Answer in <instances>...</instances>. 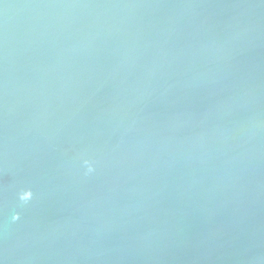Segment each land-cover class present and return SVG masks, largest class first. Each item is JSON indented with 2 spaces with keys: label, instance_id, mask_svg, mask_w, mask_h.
Instances as JSON below:
<instances>
[{
  "label": "water",
  "instance_id": "95a60500",
  "mask_svg": "<svg viewBox=\"0 0 264 264\" xmlns=\"http://www.w3.org/2000/svg\"><path fill=\"white\" fill-rule=\"evenodd\" d=\"M0 264H264V0H0Z\"/></svg>",
  "mask_w": 264,
  "mask_h": 264
}]
</instances>
